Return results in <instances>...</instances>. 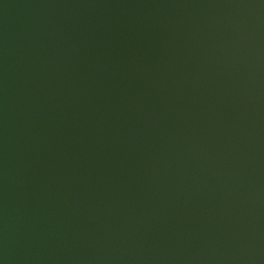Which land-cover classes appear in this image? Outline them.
Wrapping results in <instances>:
<instances>
[{
  "label": "water",
  "instance_id": "1",
  "mask_svg": "<svg viewBox=\"0 0 264 264\" xmlns=\"http://www.w3.org/2000/svg\"><path fill=\"white\" fill-rule=\"evenodd\" d=\"M0 264H264V0H0Z\"/></svg>",
  "mask_w": 264,
  "mask_h": 264
}]
</instances>
